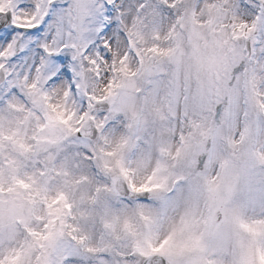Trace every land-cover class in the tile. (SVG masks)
Wrapping results in <instances>:
<instances>
[{
    "label": "rangeland",
    "instance_id": "obj_1",
    "mask_svg": "<svg viewBox=\"0 0 264 264\" xmlns=\"http://www.w3.org/2000/svg\"><path fill=\"white\" fill-rule=\"evenodd\" d=\"M176 1L117 0L116 27L97 45L104 51L85 56L70 100L65 85L0 106V264H138L160 246L168 264H264V62L245 51L240 0H195L186 15ZM157 11L165 25L146 38ZM127 40L133 53L123 67ZM116 64L123 71L108 112L93 110ZM102 67L93 91L87 83L101 79ZM77 101L98 129L102 117L110 124L102 167H116L114 179L163 188L185 179L138 207L141 214L98 220L88 244L65 216L67 207L77 216L65 188L78 181L69 156L82 155L87 166L89 155L97 157L98 145L73 137ZM176 159L181 174L171 170ZM134 168L143 172H123Z\"/></svg>",
    "mask_w": 264,
    "mask_h": 264
},
{
    "label": "snow or ice",
    "instance_id": "obj_2",
    "mask_svg": "<svg viewBox=\"0 0 264 264\" xmlns=\"http://www.w3.org/2000/svg\"><path fill=\"white\" fill-rule=\"evenodd\" d=\"M237 10L248 17L246 51L264 62V0H240ZM116 11V0H0V106L58 86L73 94L85 56L104 51L97 45L116 27ZM227 108L222 101L215 111L222 116Z\"/></svg>",
    "mask_w": 264,
    "mask_h": 264
},
{
    "label": "bare ground",
    "instance_id": "obj_3",
    "mask_svg": "<svg viewBox=\"0 0 264 264\" xmlns=\"http://www.w3.org/2000/svg\"><path fill=\"white\" fill-rule=\"evenodd\" d=\"M233 11H236L235 6H234ZM241 13L242 12L237 11L238 17H241L240 16ZM165 22L166 21L164 19V16L159 11H157L153 15L151 24L143 28V35L146 38H148L149 36L158 35L159 31L162 30L161 27L165 25ZM102 69L104 68L102 67ZM102 74H104L103 70H102ZM87 84H88V88L90 87L93 88V91L95 89V86L97 85V83H94L93 81H90V83H87ZM151 137H155V133H153ZM163 145H164V142H163ZM69 157L71 161V170L73 173H75V175L78 176L80 183L79 184L73 183V187H71V185L69 186V182H66L65 188L68 189L70 198L74 202V208L76 210L75 215H77L76 222L82 234H84L85 236L89 238V236L92 235V227L95 225V223L98 220L102 222H106L103 220H107L109 222H116L120 220L121 216L128 217V216H131L132 213L135 212V208H131L133 207L131 204L122 205L120 202H115V201L110 200V198L107 195L106 190L103 191V194L101 196L102 200H100L101 202L97 207H93L90 204H88L87 203V198H88L87 189L91 185H95V184H100L101 186H104L107 178L103 176L102 180L99 183L96 182L93 178H91L89 167L87 166L86 162L83 161L81 156L80 158L79 156H75L74 154H72ZM136 172H137V175H140V173H142L143 171L141 168H139V171H137L136 169ZM54 182H56V180Z\"/></svg>",
    "mask_w": 264,
    "mask_h": 264
}]
</instances>
